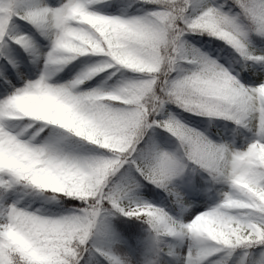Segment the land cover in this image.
<instances>
[{"label": "snow or ice", "instance_id": "snow-or-ice-1", "mask_svg": "<svg viewBox=\"0 0 264 264\" xmlns=\"http://www.w3.org/2000/svg\"><path fill=\"white\" fill-rule=\"evenodd\" d=\"M0 264H264V0H0Z\"/></svg>", "mask_w": 264, "mask_h": 264}, {"label": "trees", "instance_id": "trees-1", "mask_svg": "<svg viewBox=\"0 0 264 264\" xmlns=\"http://www.w3.org/2000/svg\"><path fill=\"white\" fill-rule=\"evenodd\" d=\"M133 7L135 8L136 5H133ZM129 11L131 12L132 10L129 9ZM20 23L23 24V21H21ZM80 59L83 60L84 57H81ZM95 59H98V57H94V58H93V61H89V63L94 62ZM74 65H76V66L74 67ZM82 67H83V65H79L76 61H73V63H72V64H69V65H68V66H67V67L61 72V74H60L59 76H62V77H63V76H65V73H68V75H67V77H66V78H68V77L71 76V75H75L78 71L81 70ZM69 70H71V71H69ZM107 74H108L107 71H105V72H101V73L99 74V76L95 78V83L91 80V81L87 82L88 85H90V86H92V87H95V85H96L97 83H102V82L105 80V78L107 77ZM118 76H119V74H117V76L112 77L110 80H107V86H111V85H113L114 83H116V82H117V78H118ZM185 115H187V114H185ZM194 119H195V120H206L207 118H206V117H199V116H197V117H194ZM193 126H195V125H193Z\"/></svg>", "mask_w": 264, "mask_h": 264}, {"label": "rangeland", "instance_id": "rangeland-1", "mask_svg": "<svg viewBox=\"0 0 264 264\" xmlns=\"http://www.w3.org/2000/svg\"><path fill=\"white\" fill-rule=\"evenodd\" d=\"M60 74H61V72H60L58 75H60ZM72 76H74V75L69 76L68 79L72 78ZM90 81H91V80H90ZM88 82H89V81H88ZM98 86H101V83H97V84L95 85V87H98Z\"/></svg>", "mask_w": 264, "mask_h": 264}]
</instances>
